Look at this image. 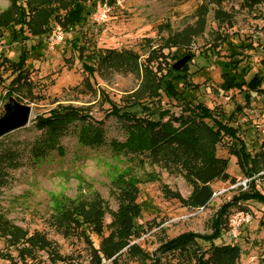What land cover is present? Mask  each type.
I'll return each instance as SVG.
<instances>
[{
    "label": "rangeland",
    "instance_id": "374dc122",
    "mask_svg": "<svg viewBox=\"0 0 264 264\" xmlns=\"http://www.w3.org/2000/svg\"><path fill=\"white\" fill-rule=\"evenodd\" d=\"M27 0H18L24 5ZM204 0H116L113 8L96 5L93 16L104 13L99 21L92 18L83 25L71 29L63 42L53 44L51 35L42 39L32 38L19 43L10 38V32L0 43V53L13 64L19 61L23 49L28 51L26 68L33 84L32 96L20 101L16 96L8 97V86L13 80L12 71L0 69V119L5 114V105L13 98L31 109L29 124L0 138V168L3 182L0 187V215L26 235H45L52 241L64 261L54 263L50 253L38 252L36 259L24 262L18 256V249L8 246L0 238V264H91L90 246L83 237V228L62 232L56 216L59 205L100 203L103 215L104 233L97 235L89 228L85 234L96 249H101L103 240L111 234V225L119 209L130 200V192H138L137 203L141 216L135 220L141 236L132 238L130 246L138 245L145 252L153 254L166 241L181 234L193 232L199 235H213V224L222 208L240 194L248 191V178L241 171L237 158L229 153L234 142L225 138L216 146L218 157L229 160L228 174L234 183L216 181L212 184L214 197L205 209H198L188 202L193 186L182 175H171L159 167L150 165L143 153H132L129 149L114 146L125 144L130 134L125 122L113 116L112 105L127 107L129 99L140 89L146 76V65L159 76L175 71L172 77L187 65L190 76L186 87L184 81L176 82V90L187 100L170 98L162 90L152 103L144 100L150 111L132 109L140 118L158 119V113H168L164 122L186 118L191 104H202L219 120L222 111L231 115L240 106L243 113L233 125L239 127L240 138L245 140L250 152L255 155L264 142V95L252 94L251 103L246 104L245 93L222 91L223 64L231 59H242V68L248 76L264 75V0L250 8L246 0H227L222 9L234 19L231 24L208 17L206 33L196 39L188 49H173L169 39L182 30L186 24H194L195 12ZM12 0H0V14L10 8ZM92 16V17H93ZM58 27V26H57ZM52 38V39H51ZM220 39L224 38L222 42ZM80 41L92 49L97 48L115 53L132 52L140 58L133 69L122 68L110 72L105 64L97 69L95 76L87 75L78 59V52L71 48L72 40ZM219 44L215 53L210 50ZM239 45H242L241 47ZM252 45V47H251ZM234 55V56H231ZM190 57L180 70L174 66L180 60ZM195 57V59H192ZM11 64V63H10ZM232 65V64H231ZM7 67L8 64H7ZM158 68V71H159ZM108 69V70H107ZM199 87V89H197ZM77 111L83 120L73 122L65 129L57 144L61 150H51L44 159L37 160L35 147L44 137V131L37 128L39 117H49L57 110ZM216 112V113H214ZM163 119V118H162ZM91 123L103 133V144L87 145L79 137L83 126ZM212 125L211 121H207ZM223 122L228 123L227 120ZM173 127L180 129L174 121ZM264 174V172L262 173ZM257 188L264 194V178L256 177ZM133 183V185L131 184ZM246 184V187H245ZM179 196L178 198H174ZM247 210L252 214L250 224L243 226L235 237L229 233V220L236 212ZM223 216V217H222ZM222 236L215 243L221 246H238L241 258L238 264H264V205L239 201L221 215ZM204 250L210 245L199 242ZM26 247L20 244L18 248ZM128 249L125 248L124 251ZM123 251V252H124ZM9 255L10 259L1 258ZM163 262L177 264L181 258L173 254L162 257ZM112 260L106 264L111 263ZM118 264H151L123 254ZM188 264V263H187ZM190 264V263H189Z\"/></svg>",
    "mask_w": 264,
    "mask_h": 264
},
{
    "label": "trees",
    "instance_id": "16d2710c",
    "mask_svg": "<svg viewBox=\"0 0 264 264\" xmlns=\"http://www.w3.org/2000/svg\"><path fill=\"white\" fill-rule=\"evenodd\" d=\"M227 0H204L203 4L195 12L194 24H186L185 27L172 34L169 43L174 49H188L205 33L208 26V17L214 14V20L222 24H231L234 17L222 9ZM262 0H246L248 7L261 3ZM106 4L109 8L116 5V0H27L24 5H19L18 0H12L8 10L0 14V43L10 32V38L19 43L28 41L30 37L26 34L30 32L32 38L42 39L46 35H52L53 31L60 28L67 36L68 32L77 27L85 25L96 12V5ZM92 22V21H91ZM95 24V23H93ZM58 26V27H57ZM220 42L224 38L220 39ZM219 44H215L210 52L215 51ZM240 47L242 45H239ZM252 47V45H251ZM71 48L78 52V59L82 65L83 71L87 75L95 76L97 69L104 64L110 72H116L126 67L133 69L137 60L140 58L132 52L115 53L91 48L87 45H81L77 39L71 41ZM2 53V51H1ZM0 53V69L12 71L13 80L8 86V97L16 96L23 101L27 96H32L33 84L29 79V71L26 68V62L29 58L28 51L23 49L17 63H12L3 54ZM234 56V55H231ZM192 59H195L193 57ZM11 63V64H10ZM242 59H231L229 63L223 64V83L221 90L240 91L245 93L246 104L251 103L252 94L264 95V75L248 76V71L242 68ZM7 64L9 67H7ZM232 64V65H231ZM151 65V62H149ZM146 65L145 80L140 89L129 99L127 107L121 108L115 104L112 105L113 116L125 122L130 134L129 140L125 144L113 143L120 149L127 148L132 153H143L146 155L150 165L159 167L171 175H182L187 178L193 186L194 191L188 202L191 206L198 209H205L211 203L214 197L212 184L216 181L235 182L228 174L229 160L218 157L216 146L223 143L225 138L234 143L229 146V153L237 158V163L241 171L248 178L252 179L249 183L248 191L240 194L234 201L222 208L219 216L213 224L214 234L209 236L199 235L188 232L163 243L152 255L145 252L140 246H130L132 238H139L141 233L136 227L135 220L140 218V206L135 203L138 192L134 195L130 192L129 201L123 204L119 209L114 222L111 225V234L102 242L101 249H96L85 230L89 228L97 235L104 233L103 215H101V205L94 203H81L71 205H59L56 209V216L60 226L66 224L67 227H61L62 232H71L70 228L77 230L83 228L82 234L87 244L90 246L92 254L91 264H118L123 254L134 257L137 260L150 262L151 264H173L172 262H163L162 257L173 254L179 255L181 260L177 264H238L241 258V248L238 246H221L215 242L222 236L221 215L231 206L239 201L244 204L251 202L264 205V194L257 188L256 177H263L264 174V142L260 152L253 155L247 142L240 138V129L230 125L235 123L237 117L243 113V108L238 106L231 115H226L222 111L220 117L225 118L228 123L214 117L213 111L204 105H193L191 102L190 115L186 118L173 119L164 122V117L168 113H158V119L140 118L137 112L132 109H142L150 111L144 100L152 103L158 99V91L162 90L168 97L176 100L187 99L180 96L176 90V82L184 81L186 87L191 85L187 82L190 76L188 65L177 75L172 77L175 71L170 70L167 74L159 76L162 68ZM159 68V71H158ZM107 69V70H108ZM155 72H159L155 74ZM190 85V86H189ZM199 89V87H197ZM216 113V112H214ZM163 118V119H162ZM83 120L79 117L77 111L71 109L57 110L52 112L49 117H39L37 119V128L44 131V137L35 147V157L37 160L44 159L51 150H61L58 147L60 136L73 122ZM211 121L210 125L207 121ZM174 121L180 123V129L173 127ZM230 123V124H229ZM80 141L87 145L103 144V133L99 127L90 122L83 126ZM0 162L2 160L0 159ZM2 166V165H0ZM2 176V167L0 168V177ZM0 180V187L2 185ZM133 185V183H131ZM178 198L179 196H175ZM223 217V216H222ZM0 238L4 239L8 246L18 249V256L27 262L29 259H36L38 252H49L50 258L54 263L64 261L63 257L56 251V247L45 235L36 233L33 236L26 235L22 229L16 227L2 215H0ZM199 242L210 245L208 250L202 249ZM26 247L18 248L20 244ZM128 249L126 252L125 248ZM124 251V252H123ZM1 258L10 259V256L3 255Z\"/></svg>",
    "mask_w": 264,
    "mask_h": 264
},
{
    "label": "water",
    "instance_id": "95a60500",
    "mask_svg": "<svg viewBox=\"0 0 264 264\" xmlns=\"http://www.w3.org/2000/svg\"><path fill=\"white\" fill-rule=\"evenodd\" d=\"M190 57L180 60L174 66L176 71H180L188 62ZM31 118V109L20 104L11 98L5 105V114L0 119V138L20 128L26 127Z\"/></svg>",
    "mask_w": 264,
    "mask_h": 264
},
{
    "label": "built area",
    "instance_id": "2783aa9c",
    "mask_svg": "<svg viewBox=\"0 0 264 264\" xmlns=\"http://www.w3.org/2000/svg\"><path fill=\"white\" fill-rule=\"evenodd\" d=\"M102 6H104V8L106 9L108 8L106 4ZM102 16H104V13H102ZM102 16L101 15L93 16L92 22L95 23L96 21H99V19H101ZM51 37L53 38V44L59 45L61 42H63L65 38V33L60 28H57L53 31ZM245 187H246V184H245ZM251 221H252V214L248 212L247 210L244 209V210L236 212V214H234L233 217H231V219L229 220V224H230L229 233L236 237L240 229L243 226L250 224Z\"/></svg>",
    "mask_w": 264,
    "mask_h": 264
}]
</instances>
